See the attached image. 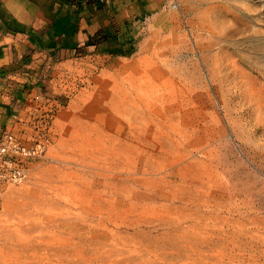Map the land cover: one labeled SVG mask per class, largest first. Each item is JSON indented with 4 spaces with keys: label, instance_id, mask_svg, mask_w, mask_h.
Wrapping results in <instances>:
<instances>
[{
    "label": "rangeland",
    "instance_id": "rangeland-1",
    "mask_svg": "<svg viewBox=\"0 0 264 264\" xmlns=\"http://www.w3.org/2000/svg\"><path fill=\"white\" fill-rule=\"evenodd\" d=\"M131 6L125 49L51 22L6 55L0 132L45 153L0 183V264H264V0Z\"/></svg>",
    "mask_w": 264,
    "mask_h": 264
},
{
    "label": "crops",
    "instance_id": "crops-1",
    "mask_svg": "<svg viewBox=\"0 0 264 264\" xmlns=\"http://www.w3.org/2000/svg\"><path fill=\"white\" fill-rule=\"evenodd\" d=\"M78 1L0 0V74L11 67L6 55L12 49L24 47L17 44L18 40L30 45L27 33L51 22L55 26L53 29L65 30L68 46L86 41L93 46H106L107 41L115 37L124 49L127 47L129 33L123 24L132 15L131 4L135 6L138 0H102L101 9L84 3L78 5ZM64 22L67 25L61 27Z\"/></svg>",
    "mask_w": 264,
    "mask_h": 264
},
{
    "label": "built area",
    "instance_id": "built-area-1",
    "mask_svg": "<svg viewBox=\"0 0 264 264\" xmlns=\"http://www.w3.org/2000/svg\"><path fill=\"white\" fill-rule=\"evenodd\" d=\"M45 153L44 144H22L9 131L0 132V183L16 184L26 177V164L33 156Z\"/></svg>",
    "mask_w": 264,
    "mask_h": 264
},
{
    "label": "bare ground",
    "instance_id": "bare-ground-1",
    "mask_svg": "<svg viewBox=\"0 0 264 264\" xmlns=\"http://www.w3.org/2000/svg\"><path fill=\"white\" fill-rule=\"evenodd\" d=\"M238 29V28H237ZM217 35V34H216ZM233 70V69H232ZM237 70V69H236ZM128 105H129V107H131V108H137L138 107V104H140V103H143V104H147L148 102H147V100H146V98H145V96H144V94H139L138 96H136V98H133L132 99V97H129V99H128ZM147 107H149L150 108V106H148V104L146 105V108ZM130 127V126H129ZM130 128H133V127H130ZM131 135H133V133L131 134ZM238 233H237V235L238 236H241V235H244V234H246L245 233V231L244 230H241L240 229V231H237ZM241 234V235H240ZM245 237H246V235H244ZM247 236H248V238L250 239V240H252L253 239V236H254V233L252 232V231H250V230H248V232H247ZM259 239H260V237H259Z\"/></svg>",
    "mask_w": 264,
    "mask_h": 264
},
{
    "label": "trees",
    "instance_id": "trees-1",
    "mask_svg": "<svg viewBox=\"0 0 264 264\" xmlns=\"http://www.w3.org/2000/svg\"><path fill=\"white\" fill-rule=\"evenodd\" d=\"M80 3H84L85 5L96 9H101L103 7L102 0H79L77 4L79 5Z\"/></svg>",
    "mask_w": 264,
    "mask_h": 264
}]
</instances>
